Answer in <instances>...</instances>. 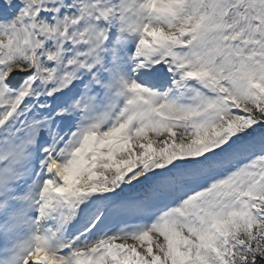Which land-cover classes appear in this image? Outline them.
<instances>
[{
    "label": "snow or ice",
    "instance_id": "6c2138e0",
    "mask_svg": "<svg viewBox=\"0 0 264 264\" xmlns=\"http://www.w3.org/2000/svg\"><path fill=\"white\" fill-rule=\"evenodd\" d=\"M0 264H264V0H0Z\"/></svg>",
    "mask_w": 264,
    "mask_h": 264
},
{
    "label": "rangeland",
    "instance_id": "374dc122",
    "mask_svg": "<svg viewBox=\"0 0 264 264\" xmlns=\"http://www.w3.org/2000/svg\"><path fill=\"white\" fill-rule=\"evenodd\" d=\"M129 242H131V241H129Z\"/></svg>",
    "mask_w": 264,
    "mask_h": 264
}]
</instances>
